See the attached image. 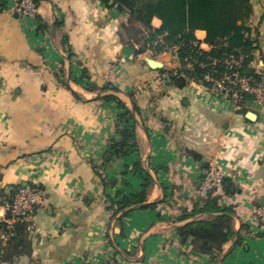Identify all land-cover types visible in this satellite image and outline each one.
Wrapping results in <instances>:
<instances>
[{
    "label": "crops",
    "instance_id": "1",
    "mask_svg": "<svg viewBox=\"0 0 264 264\" xmlns=\"http://www.w3.org/2000/svg\"><path fill=\"white\" fill-rule=\"evenodd\" d=\"M253 4L264 72V4ZM37 15L46 35L0 6V222L14 186L43 195L29 226L30 252L3 261L10 233L0 227V264H264L256 218L264 206V105L248 102L247 112L238 111L188 77L182 85L163 78L180 58L163 54L164 67L151 68L150 55L123 28L129 12L105 1L39 0ZM196 36L204 41L206 31ZM105 95L134 114L139 151L131 156L106 161L122 110ZM211 161L230 192L209 196L230 207L236 232L207 254L180 228L218 214L200 211L209 196L198 189ZM146 173L153 178L146 202L120 218L107 195L141 192Z\"/></svg>",
    "mask_w": 264,
    "mask_h": 264
},
{
    "label": "trees",
    "instance_id": "2",
    "mask_svg": "<svg viewBox=\"0 0 264 264\" xmlns=\"http://www.w3.org/2000/svg\"><path fill=\"white\" fill-rule=\"evenodd\" d=\"M110 6H115L119 10H126L130 14V22L123 25L125 31L131 35L133 42L141 43L153 40L157 35L166 32L167 39L172 44H178V56L182 63L189 55L199 57L200 61H208L207 56L223 57L228 54L238 56L240 53H251L260 49L259 32L250 25V20L254 16V0H102ZM39 6V0H35ZM2 8L7 7L6 0H0ZM154 18L161 20V26L156 28L152 25ZM38 23L37 33L42 34L48 30L47 23L37 15ZM136 23H141L144 28H138ZM57 25V24H56ZM206 31V42L212 46L209 51L199 50L194 42L197 41L196 31ZM149 32L150 37L146 36ZM140 36L139 39L136 38ZM67 43V39H64ZM142 50H138L141 52ZM200 55V56H199ZM71 57V54H70ZM252 57L246 59L243 65L237 70L243 75L254 76L258 81L264 78L263 74L256 73L250 65ZM211 69L196 66L193 71L183 69L180 74H173L170 71L172 82L182 85L186 77H202L206 71ZM218 73L226 71L224 64H218ZM106 100H116L121 113L118 115L119 138L113 139L106 153V161L113 157L131 156L139 151V144L135 126L132 121L135 120L134 114L123 101L114 95H105ZM253 100L250 94L245 95V101ZM247 107L242 111L247 112ZM143 171L141 165L136 163L134 170ZM153 178L146 173L144 176L143 189L138 193H124L118 191L115 196L108 194V202L112 207H116L114 212H122L121 217H125L134 205L144 204L147 200L148 188L152 184ZM228 179H225V191L230 192V187H226ZM111 183V182H110ZM112 184V183H111ZM108 185V183H106ZM21 186V185H19ZM19 186H14L9 193L5 195V202H12L16 190ZM219 196H209L204 207L200 211L217 212L210 220H198L190 222L183 227L181 231L186 236L194 237V245L199 252L212 254L214 251H221L224 243L230 240V237L236 232L233 231L230 207H222L218 201ZM156 203H150L146 207L154 208ZM10 216L9 212L7 217ZM30 223L19 220L8 229L7 223L0 222V227L7 233H10L6 246V254L3 261L12 260L17 253H28L31 251L32 243L29 239ZM104 264H119L116 260L107 261Z\"/></svg>",
    "mask_w": 264,
    "mask_h": 264
},
{
    "label": "built area",
    "instance_id": "3",
    "mask_svg": "<svg viewBox=\"0 0 264 264\" xmlns=\"http://www.w3.org/2000/svg\"><path fill=\"white\" fill-rule=\"evenodd\" d=\"M7 8L15 11L25 21L32 22L34 27L38 26L36 16L38 13V5L35 0H6ZM46 35V32L44 33ZM167 33L163 32L157 35L153 40L148 42L137 43L133 46L136 50H143L150 56L157 57L163 54H171L178 56L179 45L172 44L167 39ZM149 38V32L146 33ZM207 48L205 47V44ZM194 45L199 50L209 51L212 46L202 41L197 37ZM200 56V55H199ZM250 65L255 69L256 73L263 74V69L258 65L259 51L254 50L251 53L242 52L238 56L228 54L223 57L207 56L208 61H200L199 57L189 55L184 62H180V67L173 71V73L184 75L181 70L186 69L193 71L196 66L211 69L206 71L202 77H188L190 82L204 88L206 91H211L218 96L229 98L234 108L242 111L248 102L255 104H264V81H258L254 76L243 75L237 69L240 68L246 59L251 58ZM224 64L226 71L218 73V64ZM163 78L170 76V73H163ZM250 94L253 100L246 102L245 95ZM250 104V103H249ZM225 173L220 165L215 161H211L203 176L202 182L198 189L200 197H208L212 193H221L225 190ZM43 195L42 192L32 185H21L16 190L12 202L6 204L7 213L10 216L5 217L4 222L7 223L8 228L11 229L13 224L19 220H24L30 223L34 213L42 206ZM256 218L261 227H264V206H260L256 210ZM0 251V256H1Z\"/></svg>",
    "mask_w": 264,
    "mask_h": 264
},
{
    "label": "water",
    "instance_id": "4",
    "mask_svg": "<svg viewBox=\"0 0 264 264\" xmlns=\"http://www.w3.org/2000/svg\"><path fill=\"white\" fill-rule=\"evenodd\" d=\"M147 62L149 66L153 69H161L164 67V63L156 58L148 57ZM169 80L171 81V79ZM247 116L251 119H254L256 117V114L253 111H248Z\"/></svg>",
    "mask_w": 264,
    "mask_h": 264
},
{
    "label": "rangeland",
    "instance_id": "5",
    "mask_svg": "<svg viewBox=\"0 0 264 264\" xmlns=\"http://www.w3.org/2000/svg\"><path fill=\"white\" fill-rule=\"evenodd\" d=\"M259 2H260V3H262V4H264V0H259ZM136 38H137V39H139V38H140V36H139V37H137V35H136ZM150 57H152V58H155V57H153V56H150ZM159 57H160V56H157V57H156V59L160 60V58H159ZM160 61H161V60H160ZM262 80L264 81V78H263ZM188 81H189V79H188ZM263 105H264V104H263Z\"/></svg>",
    "mask_w": 264,
    "mask_h": 264
}]
</instances>
